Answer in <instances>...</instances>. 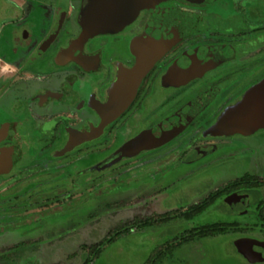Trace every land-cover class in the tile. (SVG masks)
I'll list each match as a JSON object with an SVG mask.
<instances>
[{
  "label": "flooded vegetation",
  "instance_id": "flooded-vegetation-1",
  "mask_svg": "<svg viewBox=\"0 0 264 264\" xmlns=\"http://www.w3.org/2000/svg\"><path fill=\"white\" fill-rule=\"evenodd\" d=\"M0 157L1 239L108 192L264 262V0H0Z\"/></svg>",
  "mask_w": 264,
  "mask_h": 264
},
{
  "label": "rangeland",
  "instance_id": "rangeland-1",
  "mask_svg": "<svg viewBox=\"0 0 264 264\" xmlns=\"http://www.w3.org/2000/svg\"><path fill=\"white\" fill-rule=\"evenodd\" d=\"M119 196L101 192L96 199L86 197L68 204L67 213L61 214L62 217L51 215L41 223L31 222L30 225H26L25 222H19L6 226L5 230L9 234L3 236L6 239H1L3 234L0 233V243H18L19 252L9 250L8 253H12V257L4 256L0 264H85L91 255L90 250H83L84 245L87 247L100 244L129 221L131 216L129 212L118 210V214L111 215L118 208L114 211L109 206L114 200L119 199ZM93 208L95 214L91 216ZM60 224L62 229L55 231L52 229L53 226ZM127 226L129 224H126ZM189 226L186 223L153 224L144 226L134 233H125L111 244L102 246V252L96 258L93 257L91 264H149L157 250L167 243H172L175 237ZM50 229L52 230L49 233ZM45 232L48 234L46 233V238L41 242H27L43 236ZM60 234L65 236L66 243V249L60 253L53 249L46 252L40 248L36 251L27 249L30 243L48 246L51 242V246L54 247L58 244ZM232 241L233 237H216L175 242L174 247L167 250L155 264H250L237 253ZM255 264L264 262L259 261Z\"/></svg>",
  "mask_w": 264,
  "mask_h": 264
},
{
  "label": "trees",
  "instance_id": "trees-1",
  "mask_svg": "<svg viewBox=\"0 0 264 264\" xmlns=\"http://www.w3.org/2000/svg\"><path fill=\"white\" fill-rule=\"evenodd\" d=\"M153 225V223H146V224H133L131 225L132 227L135 226L138 229H142L144 226H151ZM129 225V227H131ZM128 232V226H123L119 229H117L115 232H113L112 234H110L107 239H105L103 242H101L98 245H95L92 247V249L90 250V259H88L85 264H91L93 261V257L96 258L101 252H102V246L106 245V244H111L112 242L115 241L116 238L120 237L121 235L125 234ZM180 241V242H179ZM186 241H190V239L188 238V236L183 237L182 239L180 238H176L172 241V243H167L166 245H164L161 249L157 250L155 252V254L152 256L151 260L149 261V264H155L157 262H159L163 256V254L165 252H167V250H171L174 247L175 242H186Z\"/></svg>",
  "mask_w": 264,
  "mask_h": 264
},
{
  "label": "water",
  "instance_id": "water-1",
  "mask_svg": "<svg viewBox=\"0 0 264 264\" xmlns=\"http://www.w3.org/2000/svg\"><path fill=\"white\" fill-rule=\"evenodd\" d=\"M113 14H114V13H112L109 9L106 8V9L104 10V13H98L97 11H90L88 15H89V17H92L93 19L96 20L97 17H102V16H103L104 18H109V17H110L111 15H113ZM101 15H102V16H101ZM104 18L101 20V24H103V23L105 24V23H106V24L108 25V24H109V23H108V20H105ZM3 162H4V161L2 160V157H0V172H1V170H2L3 168L6 167L5 163H3Z\"/></svg>",
  "mask_w": 264,
  "mask_h": 264
}]
</instances>
